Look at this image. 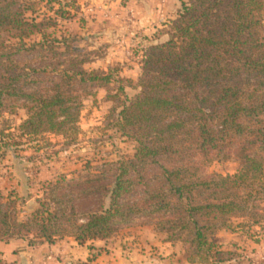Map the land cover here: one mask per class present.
<instances>
[{
    "label": "trees",
    "instance_id": "1",
    "mask_svg": "<svg viewBox=\"0 0 264 264\" xmlns=\"http://www.w3.org/2000/svg\"><path fill=\"white\" fill-rule=\"evenodd\" d=\"M77 1L0 0V116L27 114L17 133L0 130V177L7 151L24 139L77 134L84 100L99 89L113 104L108 129L135 153L47 180L23 220L24 196L0 185V242L70 236L94 249L123 228L150 225L164 242H180L190 264L240 257L222 250L217 233L233 219L264 230V0H181L149 42L136 82L86 67L100 56L62 24ZM42 5L53 14H40ZM231 157L234 175L206 173Z\"/></svg>",
    "mask_w": 264,
    "mask_h": 264
},
{
    "label": "rangeland",
    "instance_id": "2",
    "mask_svg": "<svg viewBox=\"0 0 264 264\" xmlns=\"http://www.w3.org/2000/svg\"><path fill=\"white\" fill-rule=\"evenodd\" d=\"M107 1L110 2V0H78V9L75 10L74 8L71 11L75 14L74 18L62 22L63 27L74 34L88 38L89 43L93 46L92 48L100 56L95 62L86 66L88 69H102L105 71L118 69L120 76L131 78L133 82H136L141 74V62L145 50L151 40L146 42L131 37L129 41H120L119 39L124 37L122 35H128L122 32V35L115 36L116 41L107 36L106 39H97V27H95V30L92 29L96 22L119 26L115 18L107 22L106 18L97 17L101 14L98 13L102 9V4L106 5ZM119 1L121 2V0H117V3ZM158 3L165 5L166 1L159 0ZM39 13L53 14L45 5L40 7ZM27 15L32 16L30 12ZM114 34L117 35V33ZM136 91L130 87L126 88V92L130 97ZM105 96V90L99 89L95 97H88L84 100L77 134L68 137L47 134L34 140L24 139V143L14 147L12 152L7 151L2 162L0 185L6 195L16 192L18 196H24L23 203L19 202L18 204V215L21 220L27 218L33 210L39 207L40 200L44 197L43 192L47 180H53L59 174H66L71 179L78 177L79 174L86 173L87 166L93 167L105 161H115L119 158L133 156L136 144L122 137L115 129H108L107 127L109 122L112 121L107 116L113 104L105 100ZM26 117L27 114L24 109H19L14 114L3 113L0 116V130L6 129V132L17 133L19 125ZM88 162L89 164H87ZM238 168V161L231 157L228 160L215 161L209 164L205 171L208 174L226 176L234 175ZM262 204L264 206V202ZM242 222V219H233L230 228L240 226L241 231L246 232L247 227H242ZM124 229L126 228L121 229L114 237L119 236ZM258 230L262 229L259 228ZM258 230L254 229V234ZM235 259L237 262L242 261L241 256Z\"/></svg>",
    "mask_w": 264,
    "mask_h": 264
},
{
    "label": "crops",
    "instance_id": "3",
    "mask_svg": "<svg viewBox=\"0 0 264 264\" xmlns=\"http://www.w3.org/2000/svg\"><path fill=\"white\" fill-rule=\"evenodd\" d=\"M158 1H107L106 5L102 4L99 13L95 10L101 13L97 17H104L107 22L115 18L119 26L96 22L92 28L95 30L97 27L96 38L106 39L107 36L116 41L115 36L127 33L119 40L125 42L134 37L136 40L152 41L165 19L181 6V0H163L165 5ZM254 229L259 228L253 226L245 232L240 226H232L217 233L222 249L235 251L242 260L237 262L233 259L224 264H264V230L254 234ZM93 246L94 249L89 243L79 245L70 236L53 243L42 241L34 246H30L26 239L0 242L7 264H190L183 245L180 242H164L163 236L156 233L152 226L126 228L119 236L109 241L97 240Z\"/></svg>",
    "mask_w": 264,
    "mask_h": 264
}]
</instances>
